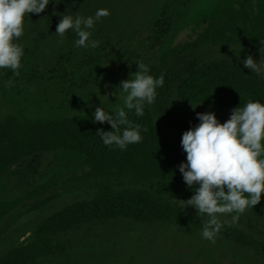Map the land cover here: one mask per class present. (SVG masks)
Wrapping results in <instances>:
<instances>
[{"label":"trees","instance_id":"trees-1","mask_svg":"<svg viewBox=\"0 0 264 264\" xmlns=\"http://www.w3.org/2000/svg\"><path fill=\"white\" fill-rule=\"evenodd\" d=\"M98 9L109 15L91 30V39L99 42L95 49L75 47L78 37L71 30L64 37L55 34L60 13L94 16ZM29 17L18 41L24 48L19 75L0 69V193L11 172L14 185L30 186L27 168L38 169L44 158L59 156L67 169L87 168L92 176L73 183L88 195L49 214L33 240L1 255L0 264H43L63 257L64 240L72 233L111 220L201 232L208 218L183 209L175 196L193 195L178 165L186 162L182 134L199 123L178 106L232 111L249 100L264 103V69L257 75L243 67L249 54L264 61V0H50L45 12ZM201 23L223 28L174 47L185 27ZM139 61L154 77L163 74L164 85L143 116L128 112L129 120L146 131L142 142L122 151L103 144L97 129L111 131V126L94 124L91 117L100 101L110 112L124 106L117 86L138 70ZM54 189L35 190L46 195ZM52 202L42 201L33 210ZM23 203L21 198L0 201V222ZM245 212L264 222V193L260 204ZM217 236L246 248L262 246L225 223Z\"/></svg>","mask_w":264,"mask_h":264},{"label":"clouds","instance_id":"clouds-1","mask_svg":"<svg viewBox=\"0 0 264 264\" xmlns=\"http://www.w3.org/2000/svg\"><path fill=\"white\" fill-rule=\"evenodd\" d=\"M49 5L50 0H0V69L8 68L19 75L24 48L18 41L24 35L25 16L43 13ZM108 15L107 9H98L94 16L60 13L55 34L64 37L71 30L78 37L75 47L95 49L99 42L91 39V30L97 21ZM136 65L138 70L117 86L124 106L110 112L100 106V101L91 117L94 124L111 126V131L97 129L96 135L103 144L122 151L130 144L142 142V132L146 131L129 120L128 112L134 110L136 116H143L145 105L155 102L156 90L164 85L163 74L154 77L143 61ZM243 67L261 74L260 61L256 62L251 54L243 60ZM117 90L112 94L117 96ZM196 116L199 123L182 134L186 162L178 165L193 195L180 202L183 209L192 207L196 214L208 217L203 222L201 237L215 243L225 223L221 215L235 213L231 217V223L235 224L241 214L261 202L264 193V103L249 100L243 107L234 108L223 123L212 111L198 112Z\"/></svg>","mask_w":264,"mask_h":264},{"label":"rangeland","instance_id":"rangeland-1","mask_svg":"<svg viewBox=\"0 0 264 264\" xmlns=\"http://www.w3.org/2000/svg\"><path fill=\"white\" fill-rule=\"evenodd\" d=\"M222 28V24L212 23L189 25L181 31L174 47L180 48L210 38ZM259 61L263 70L264 61ZM215 108L178 106L180 112L190 118H197L196 113L206 111L214 112L222 123L226 121L224 117L230 118L232 111ZM0 109H4V106H0ZM68 167L60 163L59 156L44 158L39 161L38 169L27 168L30 186L14 185L12 172L6 177L0 201L21 198L24 203L0 222V256L32 241L35 228L53 211L88 195L86 189L78 190L73 183L90 178L91 170L74 171ZM46 185L56 189L46 195H37L39 192L35 189ZM175 196L181 204L180 201H187L192 195L181 192ZM49 199L53 202L47 208L33 210L36 204ZM186 209L195 211L192 207ZM232 215L235 213L221 215L220 219L262 243V246L246 248L218 236L215 243H211L201 237V232L188 234L177 226L147 225L119 219L72 233L64 240V256H53L43 264H264V222L244 212L239 221L232 224Z\"/></svg>","mask_w":264,"mask_h":264}]
</instances>
